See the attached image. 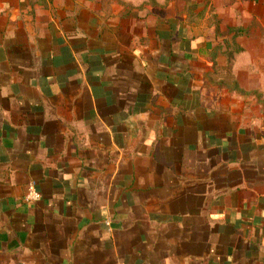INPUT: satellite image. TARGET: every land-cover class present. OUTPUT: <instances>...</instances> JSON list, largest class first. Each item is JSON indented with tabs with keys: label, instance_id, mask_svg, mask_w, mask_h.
Returning <instances> with one entry per match:
<instances>
[{
	"label": "crops",
	"instance_id": "obj_1",
	"mask_svg": "<svg viewBox=\"0 0 264 264\" xmlns=\"http://www.w3.org/2000/svg\"><path fill=\"white\" fill-rule=\"evenodd\" d=\"M0 264H264V0H0Z\"/></svg>",
	"mask_w": 264,
	"mask_h": 264
},
{
	"label": "rangeland",
	"instance_id": "obj_2",
	"mask_svg": "<svg viewBox=\"0 0 264 264\" xmlns=\"http://www.w3.org/2000/svg\"><path fill=\"white\" fill-rule=\"evenodd\" d=\"M189 14V12H188ZM191 14V12H190ZM192 16V15H191ZM195 19L199 20L197 23H199L201 20V17H194ZM224 18H227L226 17V14L225 13H217V12H214V11H208V12H204V15H203V19L201 22H204V23H208L210 25V28H214V32L216 34H226L227 36H229L233 31H230L228 29H225L223 27H220V28H216V26H213L215 25L216 23H223L224 22ZM223 19V20H222ZM226 21V20H225ZM253 29V28H252ZM257 29V28H256ZM210 30V29H209ZM219 30V31H218ZM222 30H226V31H222ZM213 32V33H214ZM238 43H221V48H224L225 46L229 49V50H232V51H238L239 50V47L237 45ZM251 47H256L258 48V43H250ZM223 72L222 74H220V71H217V72H214L212 73L213 75V78L214 79H219L220 77H223L225 81L227 82H232V77L230 75V64L228 66H223ZM219 68V67H218ZM218 70V69H217Z\"/></svg>",
	"mask_w": 264,
	"mask_h": 264
},
{
	"label": "built area",
	"instance_id": "obj_3",
	"mask_svg": "<svg viewBox=\"0 0 264 264\" xmlns=\"http://www.w3.org/2000/svg\"><path fill=\"white\" fill-rule=\"evenodd\" d=\"M34 195H35L36 197H39V194H38L37 192H34Z\"/></svg>",
	"mask_w": 264,
	"mask_h": 264
},
{
	"label": "trees",
	"instance_id": "obj_4",
	"mask_svg": "<svg viewBox=\"0 0 264 264\" xmlns=\"http://www.w3.org/2000/svg\"><path fill=\"white\" fill-rule=\"evenodd\" d=\"M231 61V60H230Z\"/></svg>",
	"mask_w": 264,
	"mask_h": 264
}]
</instances>
